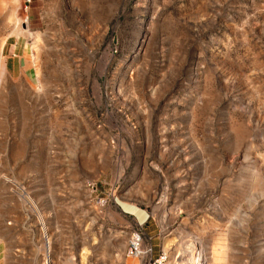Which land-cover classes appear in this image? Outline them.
I'll use <instances>...</instances> for the list:
<instances>
[{
  "label": "rangeland",
  "instance_id": "374dc122",
  "mask_svg": "<svg viewBox=\"0 0 264 264\" xmlns=\"http://www.w3.org/2000/svg\"><path fill=\"white\" fill-rule=\"evenodd\" d=\"M133 232L264 264V0H0V264H152Z\"/></svg>",
  "mask_w": 264,
  "mask_h": 264
},
{
  "label": "built area",
  "instance_id": "2783aa9c",
  "mask_svg": "<svg viewBox=\"0 0 264 264\" xmlns=\"http://www.w3.org/2000/svg\"><path fill=\"white\" fill-rule=\"evenodd\" d=\"M152 253L153 247L151 243L147 247H144L143 238L140 233L133 232L130 235L126 250V256L128 258H134L141 262L148 259L152 264H164L165 255L163 257L159 256L158 259L153 260ZM42 258L43 264H51L49 247H47V251L42 255Z\"/></svg>",
  "mask_w": 264,
  "mask_h": 264
},
{
  "label": "bare ground",
  "instance_id": "6f19581e",
  "mask_svg": "<svg viewBox=\"0 0 264 264\" xmlns=\"http://www.w3.org/2000/svg\"><path fill=\"white\" fill-rule=\"evenodd\" d=\"M24 25V26H23ZM11 31L12 34H16L20 31L23 32L24 35H30V31L28 29V25H27V21H23L21 22L18 17H16V24H14L11 27ZM20 34L22 35V33L20 32ZM11 36V35H10ZM3 44V43H2ZM243 95V94H242ZM244 96V95H243ZM244 99V97H243ZM188 242H190L189 240L185 241L184 245L180 246L178 245V250L179 252L182 251V253L180 254V257H182L181 259H183L181 261L180 264H195V252L189 253L186 248L184 249V247L186 245H188ZM182 247V248H181ZM216 250H214L212 252V260H213V264H218L219 260L221 258V255L219 252H215ZM221 252V251H220ZM222 254V253H221ZM82 255V264H84V261L87 259V255H88V251L86 249H84V252L81 254ZM81 259V258H80ZM206 261V260H205ZM207 264V262L205 263Z\"/></svg>",
  "mask_w": 264,
  "mask_h": 264
},
{
  "label": "crops",
  "instance_id": "0c3cea01",
  "mask_svg": "<svg viewBox=\"0 0 264 264\" xmlns=\"http://www.w3.org/2000/svg\"><path fill=\"white\" fill-rule=\"evenodd\" d=\"M20 57V56H19ZM17 63H18V66H16V68H18V70L20 71V69L22 70V68H23V65H24V62H22L21 60L19 61H17ZM20 68V69H19ZM17 70V71H18ZM145 221V220H144ZM143 221V222H144ZM149 224L147 223V226H146V228H148L149 226H148Z\"/></svg>",
  "mask_w": 264,
  "mask_h": 264
}]
</instances>
